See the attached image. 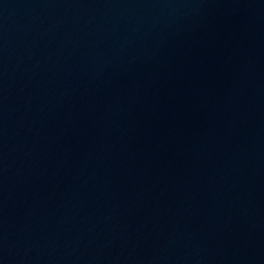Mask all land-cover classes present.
<instances>
[{
	"label": "water",
	"instance_id": "obj_1",
	"mask_svg": "<svg viewBox=\"0 0 264 264\" xmlns=\"http://www.w3.org/2000/svg\"><path fill=\"white\" fill-rule=\"evenodd\" d=\"M0 264H264V0H0Z\"/></svg>",
	"mask_w": 264,
	"mask_h": 264
}]
</instances>
